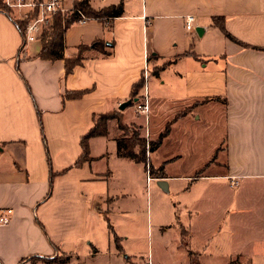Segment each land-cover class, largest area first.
<instances>
[{"label":"crops","instance_id":"0c3cea01","mask_svg":"<svg viewBox=\"0 0 264 264\" xmlns=\"http://www.w3.org/2000/svg\"><path fill=\"white\" fill-rule=\"evenodd\" d=\"M97 39L111 53L86 51L66 74L64 59L37 56L38 40L23 52L0 9V209L13 212L0 264L60 254L69 258L55 264H264V0H142L134 11L123 1L121 16L71 24L64 56ZM140 79L145 119L119 109ZM184 108L149 153L155 193L177 197L150 240L137 213L146 164L118 155L117 120L76 163L80 141L93 115L112 110L154 140Z\"/></svg>","mask_w":264,"mask_h":264},{"label":"trees","instance_id":"16d2710c","mask_svg":"<svg viewBox=\"0 0 264 264\" xmlns=\"http://www.w3.org/2000/svg\"><path fill=\"white\" fill-rule=\"evenodd\" d=\"M76 6L82 11V13L89 17L90 19L96 18L102 22H105L109 18L121 16L123 11V1L120 0L117 4H109L106 7H102L96 9L92 6L90 0H80L77 2ZM0 9H4L3 5H0ZM6 11V10H5ZM54 22L48 26L40 36V51L37 53V56L44 60H56V59H64L65 62V73L69 74L75 66L81 64L82 59L85 58V52L95 49L102 55L107 56L111 53V51L106 50L107 47H111L110 44H105L101 40H95L90 45L79 44L77 47V51L74 55L65 57L64 56V34L65 30L73 23H77L78 14H66L62 17L57 15L54 17ZM21 26V23H19ZM156 73V72H155ZM143 86V79L138 80L136 84L132 86V91L130 95V99H138V92ZM82 91L75 93L76 96L79 95ZM133 104V103H131ZM188 108H184L182 111L177 112L171 120H169L163 129L159 132L158 136L154 140H147L145 136L139 134V127L133 125V129H131V133L127 134L128 128L131 126L125 122H123L121 118V113L118 110H112L107 113L95 114L92 116L93 125L89 128V130L82 135L80 145L83 150L81 156L76 160V163H81V161L85 159H89V150H88V141L90 138L98 136V135H107L108 133V122L110 119L117 120V125L122 134L117 137L116 140V149L119 156L128 157L135 162H143L146 164L147 161V151L149 153L155 151L156 147L162 142L164 137H166L169 133L170 125L173 121L179 119L183 114L186 113ZM125 132V133H124ZM124 133V134H123ZM151 167V165H150ZM160 170V169H159ZM201 169L196 172V175L200 173ZM159 176L157 174H161L160 172L150 170V174ZM109 228L112 231V226L109 224ZM186 233L182 232V240L186 242ZM115 245L118 249H120L119 238L114 236ZM192 255V253L190 252ZM37 258V257H36ZM69 257L64 259H55L50 257L40 256L38 259H43L45 261L51 263H64L68 260ZM30 259H33L30 258ZM190 264H199L198 258L195 255L191 256Z\"/></svg>","mask_w":264,"mask_h":264},{"label":"built area","instance_id":"2783aa9c","mask_svg":"<svg viewBox=\"0 0 264 264\" xmlns=\"http://www.w3.org/2000/svg\"><path fill=\"white\" fill-rule=\"evenodd\" d=\"M80 0H1V5L15 20L22 34L21 50L24 52L25 47L33 41H39L42 32L54 22V17L60 15H68L72 13L78 14L77 22L84 23L90 20L76 6ZM91 1V0H90ZM105 2L106 0H99ZM194 16L188 14L185 16V28L193 29ZM21 23V26L19 25ZM135 113L147 115L149 104L147 103V92L145 90L142 99L133 102ZM147 154L149 152L147 151ZM150 163L146 161L145 178L151 180ZM233 179V178H232ZM231 184H237V180L233 179ZM12 208L0 209V225H6L12 215Z\"/></svg>","mask_w":264,"mask_h":264},{"label":"rangeland","instance_id":"374dc122","mask_svg":"<svg viewBox=\"0 0 264 264\" xmlns=\"http://www.w3.org/2000/svg\"><path fill=\"white\" fill-rule=\"evenodd\" d=\"M116 2L117 0H111ZM124 1V5L129 9L134 11L137 7L140 6L142 0H123ZM90 2H92V5H94L96 8L100 7L101 5H105L106 3L110 2V0H106L105 2H100L99 0H91ZM143 87V86H141ZM142 90V88H140V91ZM133 105V104H132ZM132 109L134 110V108L132 107ZM134 112V111H133ZM134 114L136 116H140L142 119L145 117L143 114L139 113H135ZM145 119V118H144ZM128 124V123H127ZM131 124H128V126ZM131 129H133V125H131L128 128L127 134L131 133ZM125 133V132H124ZM123 133V134H124ZM140 133V132H139ZM120 134H122V131H120ZM143 136V135H142ZM145 138L147 140H151L148 139V137L145 135ZM149 160V154H147V162ZM145 173V172H144ZM154 177H156V175H153ZM151 180H147L146 178V193L144 195L143 198V202L140 203L137 206V213H138V223H140V227L141 229L144 230L145 232V237L147 238L148 236V232H152L151 235L149 234L148 237H150L149 239H153L155 240L158 229L162 228V224H167L169 222V219L167 217L168 215V208L166 207V203L165 200H167V198L169 196H166L165 193H161V192H156L155 193V185L154 182L152 181L150 184ZM150 184V186L148 185ZM149 186V187H148ZM143 195L142 193L139 195V199H142ZM170 198V202L171 200L175 201L177 200V197H175L173 194H171ZM119 206V202L114 204V207ZM149 215V217H148ZM148 239H146L145 241L147 242ZM66 255L60 254V256L57 257V259H64L66 258ZM146 264H152L151 259L147 256V258L145 259ZM37 264H42V262H36Z\"/></svg>","mask_w":264,"mask_h":264},{"label":"water","instance_id":"95a60500","mask_svg":"<svg viewBox=\"0 0 264 264\" xmlns=\"http://www.w3.org/2000/svg\"><path fill=\"white\" fill-rule=\"evenodd\" d=\"M197 31H198L199 34H201V29L200 28H197ZM136 100H137L136 98L135 99L128 98V99L124 100L123 102H121L119 104L120 105L119 109L120 110H124L125 107L132 105L131 103L135 102Z\"/></svg>","mask_w":264,"mask_h":264}]
</instances>
